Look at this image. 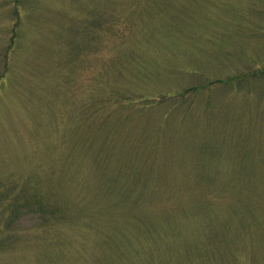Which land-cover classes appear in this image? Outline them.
I'll list each match as a JSON object with an SVG mask.
<instances>
[{
  "label": "rangeland",
  "instance_id": "rangeland-1",
  "mask_svg": "<svg viewBox=\"0 0 264 264\" xmlns=\"http://www.w3.org/2000/svg\"><path fill=\"white\" fill-rule=\"evenodd\" d=\"M0 264H264V0H0Z\"/></svg>",
  "mask_w": 264,
  "mask_h": 264
},
{
  "label": "trees",
  "instance_id": "trees-1",
  "mask_svg": "<svg viewBox=\"0 0 264 264\" xmlns=\"http://www.w3.org/2000/svg\"><path fill=\"white\" fill-rule=\"evenodd\" d=\"M243 75H246V76L243 77ZM236 76H242L243 80H253L259 76V73L253 72L250 75L249 74H236ZM219 81L223 82V80H219ZM200 88H202V85H195L194 87H192L188 91H186V92L183 91V92L188 94L189 92L199 90Z\"/></svg>",
  "mask_w": 264,
  "mask_h": 264
}]
</instances>
